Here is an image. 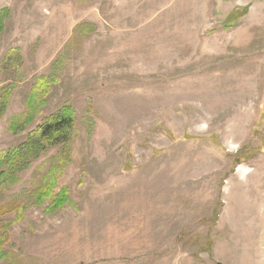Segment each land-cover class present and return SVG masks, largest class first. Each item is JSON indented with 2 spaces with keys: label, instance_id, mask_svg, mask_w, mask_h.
Segmentation results:
<instances>
[{
  "label": "rangeland",
  "instance_id": "374dc122",
  "mask_svg": "<svg viewBox=\"0 0 264 264\" xmlns=\"http://www.w3.org/2000/svg\"><path fill=\"white\" fill-rule=\"evenodd\" d=\"M16 150L0 264H264V0H0Z\"/></svg>",
  "mask_w": 264,
  "mask_h": 264
},
{
  "label": "trees",
  "instance_id": "16d2710c",
  "mask_svg": "<svg viewBox=\"0 0 264 264\" xmlns=\"http://www.w3.org/2000/svg\"><path fill=\"white\" fill-rule=\"evenodd\" d=\"M74 121L73 114L70 108L64 107L57 115L52 116L46 125L40 127L36 132L35 137L31 138V142L28 145L27 151L31 152L33 149L39 148L47 139H60L68 135ZM19 150L14 151L13 156L8 161V169L0 171V178L7 177L10 173V169L16 167V159L18 158ZM42 193H48V190H43ZM64 198L65 193H61ZM3 257L2 249L0 248V258Z\"/></svg>",
  "mask_w": 264,
  "mask_h": 264
}]
</instances>
